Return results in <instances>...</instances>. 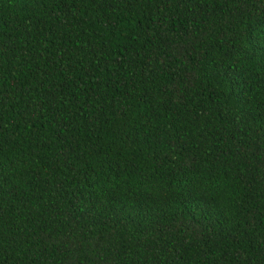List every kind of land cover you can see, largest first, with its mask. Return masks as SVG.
I'll use <instances>...</instances> for the list:
<instances>
[{
  "label": "trees",
  "instance_id": "1",
  "mask_svg": "<svg viewBox=\"0 0 264 264\" xmlns=\"http://www.w3.org/2000/svg\"><path fill=\"white\" fill-rule=\"evenodd\" d=\"M0 264H264V0H0Z\"/></svg>",
  "mask_w": 264,
  "mask_h": 264
}]
</instances>
